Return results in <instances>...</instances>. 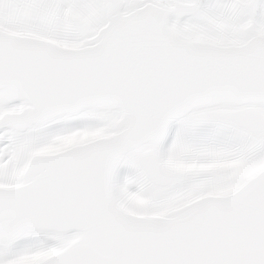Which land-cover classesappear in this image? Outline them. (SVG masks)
<instances>
[{"label":"snow or ice","instance_id":"snow-or-ice-1","mask_svg":"<svg viewBox=\"0 0 264 264\" xmlns=\"http://www.w3.org/2000/svg\"><path fill=\"white\" fill-rule=\"evenodd\" d=\"M0 264H264V0H0Z\"/></svg>","mask_w":264,"mask_h":264},{"label":"crops","instance_id":"crops-1","mask_svg":"<svg viewBox=\"0 0 264 264\" xmlns=\"http://www.w3.org/2000/svg\"><path fill=\"white\" fill-rule=\"evenodd\" d=\"M121 170H122V173H123V178H122V181L121 182H123L126 177H129V176L130 177H133V176L136 175V170L133 169V168L129 169L128 166H122L121 167ZM131 173H134V174H131ZM130 190L135 191L136 190V187L135 186H132Z\"/></svg>","mask_w":264,"mask_h":264},{"label":"rangeland","instance_id":"rangeland-1","mask_svg":"<svg viewBox=\"0 0 264 264\" xmlns=\"http://www.w3.org/2000/svg\"><path fill=\"white\" fill-rule=\"evenodd\" d=\"M129 169H131V168L129 167ZM131 174H134V173H131ZM131 174H130V175H131ZM129 177H130V176H129ZM117 178H118V180H119L120 182L122 181L123 173H122L121 168L118 169V172H117ZM133 186H135V185H133Z\"/></svg>","mask_w":264,"mask_h":264}]
</instances>
